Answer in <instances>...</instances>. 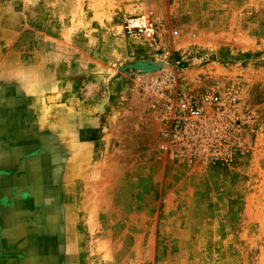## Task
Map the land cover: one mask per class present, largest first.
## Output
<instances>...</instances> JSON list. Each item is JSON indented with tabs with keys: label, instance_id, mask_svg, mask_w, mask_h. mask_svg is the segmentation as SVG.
I'll use <instances>...</instances> for the list:
<instances>
[{
	"label": "rangeland",
	"instance_id": "rangeland-1",
	"mask_svg": "<svg viewBox=\"0 0 264 264\" xmlns=\"http://www.w3.org/2000/svg\"><path fill=\"white\" fill-rule=\"evenodd\" d=\"M3 74L44 206L14 237L48 232L53 264H264V0H0Z\"/></svg>",
	"mask_w": 264,
	"mask_h": 264
},
{
	"label": "crops",
	"instance_id": "crops-1",
	"mask_svg": "<svg viewBox=\"0 0 264 264\" xmlns=\"http://www.w3.org/2000/svg\"><path fill=\"white\" fill-rule=\"evenodd\" d=\"M32 81V78L28 76L25 82H27V85H31ZM9 83L13 86L14 84H21L23 81L3 74L0 78V86H5ZM23 96H26L27 99V105L23 110L25 111L24 115L27 114V117L24 118L22 123L14 124L13 119L15 120L17 116H23V112L22 114L20 113V103L17 101V98L24 99ZM31 98L32 94L30 91L26 95H21L20 91L11 92L8 95L5 93V89L0 90V99H3L1 102L3 108L0 107V259L5 253L12 255L14 235L11 233L10 228L13 229L15 225L10 214L14 213L13 196L17 194V188H19L17 186V178L20 174L18 171L21 170L19 166L22 164L24 173H26L28 171L27 163L29 161V154L27 153V155L23 154L24 157L22 159L19 158V150L9 141L11 138H8V140L5 136L7 134L11 135L15 126L17 128L23 124L22 127L24 130L29 129L30 123L28 116L31 111ZM6 119H8L7 124ZM65 221H68V214L63 215V217L61 216V225H64Z\"/></svg>",
	"mask_w": 264,
	"mask_h": 264
},
{
	"label": "flooded vegetation",
	"instance_id": "flooded-vegetation-1",
	"mask_svg": "<svg viewBox=\"0 0 264 264\" xmlns=\"http://www.w3.org/2000/svg\"><path fill=\"white\" fill-rule=\"evenodd\" d=\"M63 141L62 140L60 141L61 150L62 148H64V145H65ZM28 171L24 173L22 166H21V170L18 171L20 173L19 177L17 178V186L19 188H17V194L16 195L14 194L13 196L14 197V202H13L14 203V213H13L14 218L13 220L15 222L14 224L16 225V227H18L19 224H22L20 222L23 221L24 219H22L20 216L24 215L25 212L28 214L29 213L32 214L33 212L36 213L37 211H40V209L44 207L43 205L38 204V199H37L38 197H36V194H35L36 186H29L28 190H25L24 188H22L23 184L25 185V183L19 186V184L22 183L20 180L22 176L23 178H27V177L30 178L32 175V178L34 177L33 179L36 178L35 169L31 171L32 173ZM28 214L24 215L23 218L25 217L28 218L29 217ZM34 216H36V214H34ZM32 223L33 224H30V225L27 224L29 228L31 227L30 228L31 231L34 229L35 226L36 227L37 225L40 226L39 224L36 225L35 220H33ZM36 231H38V228H36ZM47 234L48 232L44 234H39V235L38 234L30 235L29 237L31 238V240H28L30 238H21L20 236L15 235L16 237H14V241L12 242L13 260L11 264H43L44 262H45L44 264H53V259H52L53 257H51L52 254H48L49 253L48 251L50 250L49 243H51V241L48 240ZM29 241L32 246V249L29 250L31 254L26 255L24 253L21 255V253H23L21 252V249L27 248L29 246L27 242ZM43 249L45 250V252L43 251ZM61 261L62 259L60 257V262Z\"/></svg>",
	"mask_w": 264,
	"mask_h": 264
},
{
	"label": "built area",
	"instance_id": "built-area-1",
	"mask_svg": "<svg viewBox=\"0 0 264 264\" xmlns=\"http://www.w3.org/2000/svg\"><path fill=\"white\" fill-rule=\"evenodd\" d=\"M156 25L155 22L148 17H132L126 21V31L136 37H143L150 40L155 38ZM207 100H213V96H207ZM175 112L179 113L182 118L192 119L198 118L202 114L200 107L193 106L183 96L176 98Z\"/></svg>",
	"mask_w": 264,
	"mask_h": 264
},
{
	"label": "trees",
	"instance_id": "trees-1",
	"mask_svg": "<svg viewBox=\"0 0 264 264\" xmlns=\"http://www.w3.org/2000/svg\"><path fill=\"white\" fill-rule=\"evenodd\" d=\"M140 65H143V67H142V66H140ZM136 66H138V67H141V68H146V67H147V64L138 63V64H136Z\"/></svg>",
	"mask_w": 264,
	"mask_h": 264
}]
</instances>
